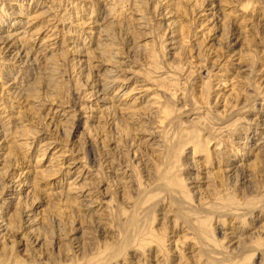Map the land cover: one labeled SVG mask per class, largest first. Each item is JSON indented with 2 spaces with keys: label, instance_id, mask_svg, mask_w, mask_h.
Returning <instances> with one entry per match:
<instances>
[{
  "label": "rangeland",
  "instance_id": "1",
  "mask_svg": "<svg viewBox=\"0 0 264 264\" xmlns=\"http://www.w3.org/2000/svg\"><path fill=\"white\" fill-rule=\"evenodd\" d=\"M247 1L113 0L109 17L107 0H0V263L264 264V245L234 255L264 236V0ZM22 27L59 84L40 61L19 92L20 45L1 42ZM151 230L164 252L139 247Z\"/></svg>",
  "mask_w": 264,
  "mask_h": 264
},
{
  "label": "bare ground",
  "instance_id": "2",
  "mask_svg": "<svg viewBox=\"0 0 264 264\" xmlns=\"http://www.w3.org/2000/svg\"><path fill=\"white\" fill-rule=\"evenodd\" d=\"M109 1V2H108ZM110 1L111 0H107V3H106V6H105V8H106V16H114V14H116V12H117V10L118 9H116V3H114L113 4V0L111 1L112 2V4L110 5ZM124 1V0H123ZM126 1V0H125ZM106 2V1H105ZM115 2V1H114ZM245 6H248L249 7V5L251 4V1H247V2H245V3H243ZM124 7V6H123ZM93 11V10H92ZM123 14V13H122ZM111 17V18H112ZM107 28V27H106ZM105 30V29H104ZM107 30V29H106ZM109 30H112V28H110L109 27ZM27 33V28L26 27H22V28H20V29H17V31H16V33H14V34H9V35H7V37H5L4 38V40L1 42V43H3V45H4V49L5 48H10V47H12L13 45H16L17 43L21 46H17L16 45V48H15V50H17L16 51V56L14 57V59H16V62H19V66H21V68H24V69H26V70H23V69H21L20 71H22V72H18V74H17V76L16 77H14V79L13 80H16L17 79V77H18V75H21V79H22V81L25 83V82H28V83H26V85L24 84L23 85V82H20V85L22 84V89L19 91V92H24L26 89H28V88H31L32 89V92L34 91V90H36V86H37V84L39 83V81L38 80H36L35 79V76H32L31 74L36 70V73H40V72H38V68L40 67V64L39 63H42V62H44V63H52L50 66H51V71H48V72H44L43 73V71H41L43 74V76L42 75H39V76H41V77H43V78H45V79H48L49 81L50 80H53V81H55L56 80V78H52L51 77V75L52 76H55L56 75V73L58 74L59 72H57L60 68H59V64L58 63H56L55 61H53L54 60V58H55V56H57V53L55 52V49H52L51 47H50V45L51 44H47V43H42V44H40V46H39V50L37 51H35V53H34V51H32V48H30L29 49V47H25L26 46V42H27V39L25 38L28 34H26ZM17 36V37H16ZM106 37H105V39H102V40H104L105 42L106 41H108L109 40V38H111L112 36H110V35H105ZM24 39H26V40H24ZM112 39V38H111ZM97 40H99L98 42L100 43V37L97 39ZM111 41V40H110ZM113 41V40H112ZM131 41L132 40H130V43H131ZM99 43L97 44V47H99ZM111 44V43H110ZM106 45H109V44H107L106 43ZM96 50H98V49H96ZM96 50L94 51V52H96ZM93 52V53H94ZM39 53L40 54H42V56L40 57L39 56ZM105 53V52H104ZM92 54V53H91ZM106 54V53H105ZM106 56H108V55H106ZM102 57V56H101ZM109 57V59L110 58H112V56H108ZM40 61H42V62H40ZM47 66V65H46ZM61 66H63V65H61ZM42 67V66H41ZM40 67V68H41ZM39 68V69H40ZM41 69H43V68H41ZM23 72H26V74L27 75H24L23 76ZM21 73V74H20ZM35 73V72H34ZM33 73V74H34ZM35 75V74H34ZM38 76V75H37ZM41 77H39V78H41ZM37 78V77H36ZM38 78V79H39ZM33 80V81H32ZM47 80V81H48ZM32 81V82H31ZM48 81V82H49ZM57 81V80H56ZM55 81V82H56ZM29 82H30V84H29ZM47 82V83H48ZM58 82V81H57ZM170 82V84L172 85V86H175L177 83L176 82H174V80H171V81H169ZM18 83V82H17ZM58 84H59V82H58ZM19 85V84H18ZM48 86H47V88L46 89H48L50 86H49V83L47 84ZM51 85V84H50ZM55 86H57V83L56 84H54ZM97 85H100L99 86V88H98V92H99V90H103V89H105L106 88V84H98V83H96L95 84V87H97ZM23 86L25 87V86H28V88L26 87V89L25 88H23ZM93 86V85H92ZM172 86H170V87H172ZM21 87V86H20ZM60 88V87H59ZM172 88H174L175 90H177L178 91V89H176L177 88V86H176V88L175 87H172ZM53 90V89H52ZM177 91H175L174 92V95L176 94V92ZM38 91H35V93H37ZM101 92V91H100ZM25 93V92H24ZM52 94H53V92H52ZM181 98H183V97H181ZM180 98V99H181ZM159 107V109L160 110H158L157 112H158V114L162 117L163 116V113H166L167 111H168V108H169V106H163V105H161V106H158ZM260 110V109H259ZM159 117V116H158ZM163 119V118H162ZM160 122H162V121H160ZM264 127V123H262V125H261V127ZM222 129V128H221ZM199 132V131H198ZM199 134V133H198ZM256 135H258L257 133H256ZM199 136V135H198ZM194 138V137H193ZM199 138V137H198ZM248 138V137H247ZM246 139V138H245ZM195 140V139H194ZM257 140L258 141H255L254 143V145L253 146H255L256 148H257V150L259 151L258 153H257V156H256V158L258 157V158H260L262 155H264V134L262 135V136H260V134L258 135V138H257ZM189 142L190 141H185V143L182 145L183 146V148L185 147V145H187V144H189ZM195 144H194V147H193V154H195V153H197V152H199V151H206V148L211 144V141H208V140H206V143L204 144V145H202V146H198V144H197V142L196 141H193ZM246 143H247V141H246ZM245 143V141H243L242 143L240 142V146H242V145H244V146H246V145H248L249 143H247L246 144ZM200 145V144H199ZM218 145V144H217ZM220 145H222V143H220ZM251 147V146H250ZM181 149V148H180ZM179 149V150H180ZM216 150H219V147H217L216 146ZM14 152H11V154H13ZM11 154H9L10 156H11ZM16 154V153H15ZM14 154V155H15ZM91 154H93V153H91ZM244 154V153H243ZM243 154H241V156H243ZM14 155L12 156V157H14ZM239 155V154H238ZM16 156V155H15ZM241 156H239V157H241ZM257 158V159H258ZM93 159H95V154H94V156H93ZM232 160H235V159H232ZM259 160V159H258ZM233 162H236V161H233ZM254 164V163H253ZM232 165V164H231ZM230 165V166H231ZM240 166V165H239ZM239 166L238 165H234V163H233V165L231 166V171L232 172H234V173H238L239 172ZM242 169V168H241ZM250 173V172H249ZM117 174V173H116ZM189 178H183V177H177V178H175V180H174V183L175 184H179V185H182L186 180H188ZM184 185V184H183ZM0 189L1 190H3V186H1L0 187ZM0 190V191H1ZM185 194L188 196V197H190L191 195H190V193L187 191V192H185ZM154 218V217H153ZM255 220L257 219H261L262 218V216H259V215H256L255 217ZM207 219H209L210 220V217L208 216L207 218H206V220H202V221H200V223L201 224H203V223H205L206 221L208 222V220ZM203 222V223H202ZM260 222V221H259ZM259 229H262L263 230V228H264V225H260L259 227H258ZM264 231V230H263ZM262 232V231H261ZM260 233V232H259ZM264 234V233H263ZM150 237H151V240L149 241V240H141V236H140V234H137V236L136 237H139L140 238V241H137V243L139 242V247H141V248H145V246L146 245H149L152 241H156L157 243H158V250L159 251H161V253L162 252H164V244H165V238H166V234L165 233H162V234H160V235H156L155 234V231L154 230H151L150 231ZM260 235V234H259ZM206 236H207V234H206ZM251 237H252V251L250 252L251 254H249V250L247 249V247H248V245H249V243H247V242H244V243H242V242H240V245H238V249H237V251H233L234 252V255H236V254H245L247 251H248V254L245 256V259L244 260H248V259H251L252 257H254L255 256V251H257L258 249V247H261V246H263L264 245V236L262 237V236H260V238H261V240L262 241H257V239H254L255 237L251 234ZM256 242H257V244H256ZM262 242V243H261ZM217 242H215V244H216ZM255 244H256V246H255ZM163 249V250H162ZM103 252L102 251H100L99 252V254L98 255H96V256H91L90 258H89V260H87L86 261V263H88V264H94V263H96L97 262V260H101V254H102ZM157 253V252H156ZM219 254V253H218ZM220 254H221V252H220ZM222 255V254H221ZM224 257V256H223ZM243 260V261H244ZM240 263V260H237L236 259V257H234V259H233V261H232V263H230V264H239ZM0 264H4L3 262H1ZM16 264H26V260H24V261H20L19 259L18 260H16ZM220 264H226L225 262H223V263H220ZM261 264V263H260Z\"/></svg>",
  "mask_w": 264,
  "mask_h": 264
}]
</instances>
